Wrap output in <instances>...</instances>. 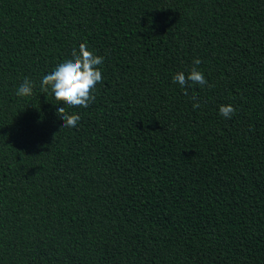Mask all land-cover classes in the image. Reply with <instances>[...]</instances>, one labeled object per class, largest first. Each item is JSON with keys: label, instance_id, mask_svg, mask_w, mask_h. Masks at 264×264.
<instances>
[{"label": "trees", "instance_id": "1", "mask_svg": "<svg viewBox=\"0 0 264 264\" xmlns=\"http://www.w3.org/2000/svg\"><path fill=\"white\" fill-rule=\"evenodd\" d=\"M82 43L62 129L40 83ZM0 264H264V0H0Z\"/></svg>", "mask_w": 264, "mask_h": 264}, {"label": "clouds", "instance_id": "2", "mask_svg": "<svg viewBox=\"0 0 264 264\" xmlns=\"http://www.w3.org/2000/svg\"><path fill=\"white\" fill-rule=\"evenodd\" d=\"M104 62V57L94 54L90 51L86 44L82 43L79 49L72 50V58L66 59L59 63L50 73L44 75L41 79L40 89L43 93H51L57 104H64L65 107L57 108V115L63 119V128H76L81 119L77 113L69 114L68 108H88L94 102L97 84L103 80L100 65ZM200 59L193 61L194 65L201 64ZM192 85L200 86L208 85L204 74L193 67L186 75L184 72H178L173 76V83L179 84L185 89L184 94L187 95L186 89ZM34 85L30 79L25 78L23 83L18 87L16 95L18 97H30L33 94ZM193 99V109H199L202 105L195 96ZM219 113L226 119H231L235 113V108L231 105H221Z\"/></svg>", "mask_w": 264, "mask_h": 264}]
</instances>
